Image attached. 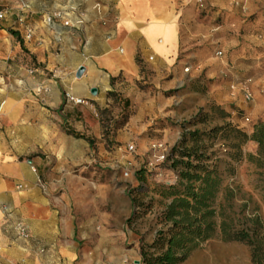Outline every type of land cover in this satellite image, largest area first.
Listing matches in <instances>:
<instances>
[{"label": "crops", "instance_id": "obj_1", "mask_svg": "<svg viewBox=\"0 0 264 264\" xmlns=\"http://www.w3.org/2000/svg\"><path fill=\"white\" fill-rule=\"evenodd\" d=\"M187 9L181 0H0V264H141L125 252L133 232L116 224L115 184L91 175L95 147L102 154L108 142L99 110L111 117L113 153L174 131L162 91L197 85L209 63L190 64L200 54L188 49Z\"/></svg>", "mask_w": 264, "mask_h": 264}, {"label": "rangeland", "instance_id": "obj_2", "mask_svg": "<svg viewBox=\"0 0 264 264\" xmlns=\"http://www.w3.org/2000/svg\"><path fill=\"white\" fill-rule=\"evenodd\" d=\"M202 1L203 6L199 0H181L191 11L187 26L192 42L188 41V49L200 54V59L196 57L190 64L193 67L200 61L209 63L200 64L201 79L197 85L162 91L165 106L173 101L170 117L165 120L174 131L165 137L153 134L143 140V135L133 138L130 143L136 146L134 152L116 150L113 153L107 144L109 140L101 148L102 154L95 147V155L99 154V157H95L93 164H96V172L91 175L106 178L111 187L112 183L115 184L116 224L125 223L133 232L125 246L128 249L125 252L133 254L132 263L140 257V247L153 243L158 230L163 227L162 212L171 201L163 192L179 180L178 172L170 167L171 161L148 167L141 174L143 178L137 176L145 162L153 160L155 153L162 152L154 150L153 143L163 141L166 150L171 151L173 143L180 140L185 131H207L223 125L226 119L221 111L230 112L229 120L247 132L251 131L254 122L264 118V0ZM218 49L223 50L222 56L216 54ZM232 85L236 90L231 88ZM245 87L252 92L250 98L245 96ZM220 93L232 99L226 104H218L216 100ZM239 101L248 103L249 113L239 109L236 105ZM154 123L160 122L157 120ZM204 140L203 144L212 161L219 165L223 179L222 189L214 202L217 223L226 219L233 221L236 228H242L250 225V220L257 216L264 224V164L251 162L245 156L241 161L231 160L220 135L215 140ZM242 149L244 154H257V146L252 142L243 145ZM125 170L130 171L129 176H124ZM125 194L134 196L142 204L135 207L132 204L135 215L129 220L127 211L124 213L123 209L128 201ZM262 233L264 236V228ZM180 264L255 263L249 244L224 240L218 228L213 238L201 243Z\"/></svg>", "mask_w": 264, "mask_h": 264}, {"label": "trees", "instance_id": "obj_3", "mask_svg": "<svg viewBox=\"0 0 264 264\" xmlns=\"http://www.w3.org/2000/svg\"><path fill=\"white\" fill-rule=\"evenodd\" d=\"M10 33L19 41L22 49L28 52L20 32L10 29ZM221 114L226 119L223 125L207 131H185L169 152L166 162L171 161L170 167L178 172L179 180L163 192L171 201L162 212L163 227L158 230L153 243L140 247L141 264H180L201 243L213 238L218 228L224 240L249 244L252 247L253 263H264V224L259 217L252 218L251 224L242 228H236L233 221L226 219L217 223L214 202L222 189L223 179L219 165L212 161L203 144L204 138L215 140L220 135L231 160L241 161L245 156L251 162L264 164V118L254 122L251 131L247 132L229 120L230 112L221 111ZM99 115L104 138L109 140L108 136L112 133L109 111L101 109ZM89 141L92 143L91 139ZM249 142L257 146V154H244L242 147ZM148 167L150 165L145 162L137 176L143 178L141 174ZM128 195L133 207L142 206L137 198ZM134 215L133 210L128 220Z\"/></svg>", "mask_w": 264, "mask_h": 264}, {"label": "built area", "instance_id": "obj_4", "mask_svg": "<svg viewBox=\"0 0 264 264\" xmlns=\"http://www.w3.org/2000/svg\"><path fill=\"white\" fill-rule=\"evenodd\" d=\"M201 6L204 5L203 1L202 0H199ZM26 7V5H25ZM56 16H59L58 14ZM4 17V12H0V19H2ZM47 21L49 23H51L53 21V17H49L47 19ZM33 33V30L30 29L29 32H28V35L31 36V34ZM216 54L219 55V56H222L223 55V50L221 49H218L216 51ZM189 70V67H186L185 68V71H188ZM231 88L234 90H236V87L235 85H232ZM244 92H245V96L247 98H250L252 96V92L249 88L245 87L244 88ZM67 98H69L70 100H72L73 102H75L76 104H79V103H82L83 102V99L81 98H76L74 97L73 95H71L70 93L67 94ZM152 147L154 148V150H160L162 151L160 154H154L153 156V160H148V164L150 166H155L156 164H161V163H165L167 161V157H168V154L170 151H167L166 148L164 147V143L163 141H157V142H154ZM126 151L127 152H134L136 150V146L134 143H128L126 145ZM124 176H129L130 175V171L129 170H125L124 171ZM15 230L18 234L19 237L25 239V240H28L31 238V233L29 231V228L28 226L22 222V221H18L15 223Z\"/></svg>", "mask_w": 264, "mask_h": 264}, {"label": "water", "instance_id": "obj_5", "mask_svg": "<svg viewBox=\"0 0 264 264\" xmlns=\"http://www.w3.org/2000/svg\"><path fill=\"white\" fill-rule=\"evenodd\" d=\"M85 66H81L79 69H78V71H77V73H76V75H77V77H82V75L84 74V72H85ZM97 92H98V90H97V88L96 87H93L92 89H91V93L93 94V95H96L97 94ZM137 263H139V261H137Z\"/></svg>", "mask_w": 264, "mask_h": 264}]
</instances>
